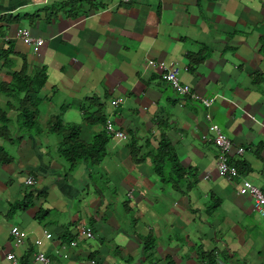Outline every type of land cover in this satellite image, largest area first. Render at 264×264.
I'll list each match as a JSON object with an SVG mask.
<instances>
[{"label":"crops","instance_id":"crops-1","mask_svg":"<svg viewBox=\"0 0 264 264\" xmlns=\"http://www.w3.org/2000/svg\"><path fill=\"white\" fill-rule=\"evenodd\" d=\"M24 28L44 43L18 39ZM0 36V264H15L8 255L41 264L39 252L50 264H264V216L239 193L243 179L264 193V0H0ZM157 61L179 66L192 94L215 101L176 92L149 66ZM39 70L42 133L24 128L2 90ZM103 115L127 139L111 136L99 164L69 171L49 120L80 126L90 143ZM159 123L189 171L177 185L170 166L162 177L153 169ZM212 124L234 144L240 178L219 175V151L202 140ZM132 142L145 161L132 159ZM26 199L31 207L15 209Z\"/></svg>","mask_w":264,"mask_h":264},{"label":"trees","instance_id":"trees-1","mask_svg":"<svg viewBox=\"0 0 264 264\" xmlns=\"http://www.w3.org/2000/svg\"><path fill=\"white\" fill-rule=\"evenodd\" d=\"M199 62V61H198ZM47 80L46 72L44 70H39L31 75H26L25 72H20L15 75L13 80L6 85L2 86L3 92H8L11 97H13V103L9 104L7 109L17 110L23 121V126L26 130H35L42 133L39 128V117H40V106L41 91L45 86ZM1 112V111H0ZM4 112V111H3ZM106 115L101 116L97 120V124L104 123V131L99 132L94 140L90 143H86L81 139V127L77 125H65L63 123L61 116H53L48 122L47 132L49 134H55L61 137L62 141L59 148V155L65 160L69 166V171H73L80 163L86 162L91 165L99 164L107 154V145L110 141V137L105 130ZM162 123L158 124L161 136L159 141V146L154 153L150 155L153 162L154 171L162 177L165 174L167 166H170L175 173V179L171 180L174 185H177V181L181 179L182 174L188 175V170L182 167L180 164L174 147L169 141L166 129L162 126ZM7 127H4L2 132H7ZM0 128V135L3 133ZM5 135V134H4ZM131 157L137 162H143L146 160L142 159L141 147L135 142H132L130 147ZM219 151V150H218ZM233 163L238 167L234 161ZM185 175V176H186ZM32 201L26 199L22 203L15 206V209L25 210L32 206ZM44 213H39L38 218H42ZM145 251L147 254H152L155 250V239L152 234H150L145 239ZM211 255L208 254V259H211Z\"/></svg>","mask_w":264,"mask_h":264},{"label":"built area","instance_id":"built-area-1","mask_svg":"<svg viewBox=\"0 0 264 264\" xmlns=\"http://www.w3.org/2000/svg\"><path fill=\"white\" fill-rule=\"evenodd\" d=\"M123 3H129L131 0H121ZM17 38L23 41L27 45L40 47L44 41L40 38H35L31 35L29 29L24 28L17 31L16 34ZM1 39V36H0ZM149 66L155 69H159L163 74V79L167 82L176 92L181 95H188L195 100H200L203 102L205 106H210L215 99H202L197 94L191 93V88L189 85L183 84L180 79V72L181 68L179 66H169L163 61L157 62H149ZM123 102V98H117L111 101V106L114 109H117ZM105 130L109 135H112L117 138L127 139L125 133L117 130L114 125L113 121L109 118L106 120L105 123ZM202 140L211 142L213 145L219 150V156L217 160V170L219 175L222 177L233 180L235 178H240V171L238 167L233 163L231 159L232 150L235 148L232 141L229 139L227 135H225L222 130L217 126L212 124L207 133L202 135ZM245 152L244 148L239 147L237 148V153L242 155ZM210 176L206 175L205 178L208 179ZM25 184L27 186H34L36 184V180L33 177H29ZM240 194L248 195L252 198L254 207L256 211L261 215L264 216V193L256 187L252 182L247 179H243L240 185ZM12 236L17 238L19 241L26 238L27 233L20 230L18 227L12 228ZM44 238L46 240L52 239V234L48 231H44ZM82 234L85 238H93V232L91 228H83ZM36 246L41 245V239H37L34 241ZM72 246H75L76 243L72 242ZM8 259L12 260L15 264L17 263L15 257L13 255H8ZM36 261L41 264H50L49 258L44 253H37Z\"/></svg>","mask_w":264,"mask_h":264},{"label":"rangeland","instance_id":"rangeland-1","mask_svg":"<svg viewBox=\"0 0 264 264\" xmlns=\"http://www.w3.org/2000/svg\"><path fill=\"white\" fill-rule=\"evenodd\" d=\"M19 126V125H18ZM53 136H55L56 138H57V136L56 135H53Z\"/></svg>","mask_w":264,"mask_h":264}]
</instances>
